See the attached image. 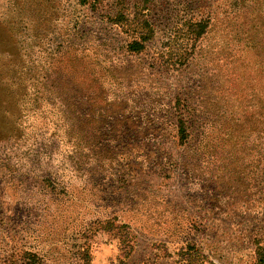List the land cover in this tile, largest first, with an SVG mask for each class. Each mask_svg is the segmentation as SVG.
I'll return each mask as SVG.
<instances>
[{"label": "rangeland", "instance_id": "1", "mask_svg": "<svg viewBox=\"0 0 264 264\" xmlns=\"http://www.w3.org/2000/svg\"><path fill=\"white\" fill-rule=\"evenodd\" d=\"M189 245L264 247V0H0V264Z\"/></svg>", "mask_w": 264, "mask_h": 264}, {"label": "trees", "instance_id": "2", "mask_svg": "<svg viewBox=\"0 0 264 264\" xmlns=\"http://www.w3.org/2000/svg\"><path fill=\"white\" fill-rule=\"evenodd\" d=\"M90 0H81L83 3H88ZM147 40V37H141V40H135L132 43L134 50H141L143 48L144 42ZM133 250V246L130 243L124 242L122 246V251L125 256L129 257ZM179 260L181 264H215L214 262L207 259L206 256L200 255L198 249L194 245L187 246L186 249H182L179 252ZM83 264H93L88 252H85L83 257ZM113 264V263H112ZM255 264H264V247H259L257 250V261Z\"/></svg>", "mask_w": 264, "mask_h": 264}]
</instances>
